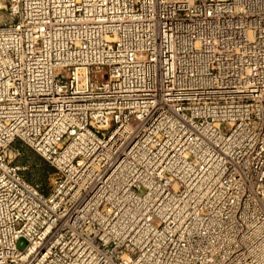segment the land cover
Masks as SVG:
<instances>
[{
  "label": "built area",
  "instance_id": "2783aa9c",
  "mask_svg": "<svg viewBox=\"0 0 264 264\" xmlns=\"http://www.w3.org/2000/svg\"><path fill=\"white\" fill-rule=\"evenodd\" d=\"M0 264H264V0H9Z\"/></svg>",
  "mask_w": 264,
  "mask_h": 264
},
{
  "label": "rangeland",
  "instance_id": "374dc122",
  "mask_svg": "<svg viewBox=\"0 0 264 264\" xmlns=\"http://www.w3.org/2000/svg\"><path fill=\"white\" fill-rule=\"evenodd\" d=\"M8 6H9V0H0V24L8 20ZM12 147L19 151V155H17L12 160L13 164L23 166L24 167V169L22 170L23 174L29 176L31 181H33L34 183L40 184L39 178L42 173L41 172L42 167L38 161H35L34 157L35 156H38L39 158L41 157L19 140H16ZM44 162L48 167H51L46 161ZM51 174L52 172L45 175L46 178L45 186L47 188L49 187ZM25 244L26 241L23 238L19 239L16 242V246L19 249H22L25 246Z\"/></svg>",
  "mask_w": 264,
  "mask_h": 264
},
{
  "label": "trees",
  "instance_id": "16d2710c",
  "mask_svg": "<svg viewBox=\"0 0 264 264\" xmlns=\"http://www.w3.org/2000/svg\"><path fill=\"white\" fill-rule=\"evenodd\" d=\"M34 159H35V161H38L40 164H41V167H42V173H41V176H40V178H39V183L40 184H38V183H35V184H38L39 185V190L41 191V192H43V193H47V191H48V188L45 186V182H46V178H45V175H47L48 173H50V172H53V168L52 167H48L47 165H46V163L41 159V158H39L38 156H35L34 157ZM22 174H23V172H22ZM23 176H24V178L27 180V181H29V182H31V183H34L33 181H31V179L29 178V176H27V175H24L23 174Z\"/></svg>",
  "mask_w": 264,
  "mask_h": 264
}]
</instances>
